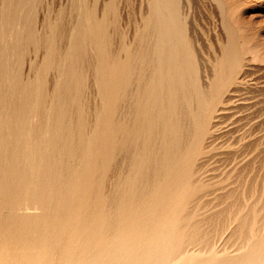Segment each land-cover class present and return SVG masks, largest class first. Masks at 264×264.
Listing matches in <instances>:
<instances>
[{"label":"rangeland","instance_id":"1","mask_svg":"<svg viewBox=\"0 0 264 264\" xmlns=\"http://www.w3.org/2000/svg\"><path fill=\"white\" fill-rule=\"evenodd\" d=\"M156 2L0 0V264H264V0Z\"/></svg>","mask_w":264,"mask_h":264},{"label":"bare ground","instance_id":"2","mask_svg":"<svg viewBox=\"0 0 264 264\" xmlns=\"http://www.w3.org/2000/svg\"><path fill=\"white\" fill-rule=\"evenodd\" d=\"M156 1H157V2H156ZM166 1H167V0H155V2H156L155 4H157V7L160 8L159 10H157V9H158L157 7L154 8V9H155V13H156L157 11H160L161 9L164 10V11H163V15H165V14H166V15H168V14L170 15V13L173 14V12H175V11H171L172 9L174 10V8H173V7H170V5H168V4L166 3ZM168 1L170 2V0H168ZM171 1H172V0H171ZM177 1H178V0H177ZM171 3H173V2H171ZM160 4H161V5H160ZM154 6H155V5H154ZM171 6H172V5H171ZM162 7H163V8H162ZM156 10H157V11H156ZM160 12L162 13V10H161ZM172 14H171V15H172ZM175 14L177 15L176 12H175ZM157 15H159V14H156V16H157ZM171 15H170V17H171ZM173 15H174V14H173ZM173 15H172V18H173ZM176 15H174V17H176ZM160 16H161V15H160ZM157 17H158V20H159L160 17H159V16H157ZM162 17H163V18H162ZM167 17H168V16H167ZM167 17L161 16V19H164V18H165L164 21H166ZM172 18L170 19L169 22L166 21L167 23L164 22L163 20H162V22H161V21H160L161 19H160L159 21L157 20V21L159 22L158 27H159V25L161 26L162 23H164V24H168V23H169L170 26H174V25H173L174 21H172V20H173V19L175 20V18H173V19H172ZM183 19H184V18H183ZM168 20H169V18H168ZM177 20H178V19H177ZM158 22H157V23H158ZM170 22H172V24H171ZM175 22H176V21H175ZM174 24H175V23H174ZM175 26H176V27H175ZM175 26H174V27H175L178 31H180V28L177 27V23H176ZM178 26H179V22H178ZM163 27H164V25H163ZM165 27H166V30H165L166 32H167V28H168V29L172 28V27L169 28V26H167V25H166ZM165 27H164L163 29H165ZM178 28H179V29H178ZM161 29H162V26H161ZM161 29H160V27H159V30H160V31H164V30H161ZM176 29H174V30H176ZM171 30H173V29H171ZM171 30H168V31H171ZM174 30H173V31H174ZM177 30H176V32H177ZM166 32H165V33H166ZM174 32H175V31H174ZM174 32L171 31L170 34H173ZM176 32H175V33H176ZM160 33H161V32H160ZM175 33H174V34H175ZM170 34H169V36H170ZM174 34L172 35V37H174ZM161 35H162V34H161ZM176 35H177V33H176ZM176 35H175V37H178V38H179V36H181L180 38H182V34L180 35V32L178 33L177 36H176ZM167 36H168V34H167ZM167 36H166V37H167ZM169 36H168L167 39H169V38L171 37V36H170V37H169ZM160 37H164L163 39L166 38L165 36H160ZM175 37H174V38H175ZM180 38L178 39V42H179L178 44L181 43V41H180L181 39H180ZM161 39H162V38H161ZM167 39H165V41H166ZM171 39H173V38H170V40H171ZM167 41H168V40H167ZM167 41H166V42H167ZM174 41H175V40H173V42H174ZM170 42H171V41H169V43H170ZM174 44H175V43H174ZM165 45H166V47H168L169 45H172V44L170 43L168 46H167V44H164V49H165ZM70 46H71V45H70ZM176 46H178V45L175 44L173 47H176ZM180 46H181V49H182L183 46H182V45H180ZM178 47H179V46H178ZM170 49H171V51L174 50V49H172L171 47H170L168 50H170ZM177 49H178V48H177ZM179 49H180V48H179ZM171 51H170L169 53H172ZM173 52H175V50H174ZM165 53H166V52H165ZM165 53H164V54H165ZM176 53H178V54L175 55ZM176 53L174 54V55H175L174 57H175V58H177V57L179 58L180 53L178 52V50L176 51ZM151 54H152V53H151ZM161 55H162V53H161ZM165 55H167V54H165ZM165 55L162 56V57H163V60L165 59ZM231 55H232V54H231ZM231 55H230V56H231ZM234 55H235V57L237 56V54H235V53H234ZM154 56H155V55H154ZM180 56H181V55H180ZM159 57H160V56H159ZM168 57H169V55H168ZM168 57L166 56V58H168ZM218 57H219V56H218ZM235 57L232 56L233 59H234ZM155 58H156V57H155ZM172 58H173V57H172ZM232 58L230 57V59H232ZM236 58H237V57H236ZM150 59H151V58H150ZM161 59H162V58H161ZM161 59H160V60H161ZM173 59H174V58H173ZM163 60L160 62V64H161L162 62H164L166 59H165L164 61H163ZM174 60H175V59H174ZM174 60H173V61H174ZM167 61H170V62H171L172 60H170V58H169ZM167 61H165L164 64H166ZM214 61H215V60H214ZM230 61H231V60H230ZM232 61H233V63H236V62H235L236 59H234V60H232ZM175 62H176V61H175ZM175 62H174V63H175ZM233 63H231V64H233ZM150 64H151V63H150ZM168 64H169V63H168ZM162 65H163V64H162ZM169 65H171V64H169ZM174 65H175V67H176V65L179 66V64H176V63H175ZM174 65H173V66H174ZM235 65H236V64H233L232 66L235 67ZM178 66H177L176 68H179ZM182 66H184V67H182ZM185 66H186L185 64H183V65L180 64V68H181V69H183V68L185 69ZM169 67H170V66H169ZM171 67H172V66H171ZM175 67H174V68H175ZM180 68H179V71L181 70ZM170 69H171V68H170ZM184 69H183V71H185ZM172 70H173V69H172ZM177 70H178V69H177ZM188 70H189V69H188ZM188 70H186L187 73H188ZM231 70H232V69H231ZM262 70H263V69H262ZM167 71H169V70H167ZM183 71H182V73H183ZM260 71H261V70H260ZM173 72H174V71H173ZM173 72H172V73H173ZM175 72H178V71H176V69H175ZM172 73H171V74H172ZM184 73H186V72H184ZM187 73H186V74H187ZM247 73H248V72H247ZM249 73H250V72H249ZM150 74H151V73H150ZM161 74H162V73H161ZM165 74H167V73H165ZM169 74H170V73H169ZM171 74H170V76H172L174 73H173L172 75H171ZM176 74L180 75V76H177V75H176L178 78L181 77V76H183V75L186 76L185 74L181 75V72H180V73H176ZM162 76H164V75H162ZM167 76H168L169 78H171L169 75H167ZM248 76H249V75H248ZM168 77H167V78H168ZM174 77H175V75L173 76V81H174ZM175 79H176V77H175ZM180 79H183V78H179V82H180ZM176 81H177V80H176ZM174 82H175V81H174ZM179 82H178V85H179ZM205 82H207V81H205ZM145 83H147V82H145ZM175 83H176V82H175ZM175 83H173V84H175ZM180 84H181V82H180ZM176 85H177V84H176ZM202 85H203V84H202ZM180 86H181V85H180ZM142 87H143V86H142ZM172 87H174V89L176 90L175 85H174V86L172 85ZM181 87H182V86H181ZM143 89H144V87H143ZM143 89H142V90H143ZM177 89H179V87H177ZM170 90H171V89H170ZM173 91H174V90H172V93L174 94ZM177 91H178V90H177ZM179 91H180V90H179ZM179 91H178V95H179ZM168 92H169V91H168ZM170 92H171V91H170ZM175 94H176V93H175ZM133 95H134V93H133ZM129 96H130V95H129ZM170 96H171V95H170ZM176 96H177V94H176ZM130 97H131V96H130ZM171 97H172V96H171ZM210 98H211V97H210ZM131 99H133V98H131ZM128 103H129V102H128ZM124 104H125V103H124ZM133 105H135V104H133ZM127 106H128V105H127ZM126 112H127V111H126ZM183 112H184V111H183ZM131 119H132V118H131ZM132 122H133V121H132ZM191 122H192V121H191ZM186 128H187V127H186ZM213 128H214V127H213ZM170 129H172V128H170ZM173 130H174V129H173ZM49 145H50V144H49ZM124 155H125V154H124ZM158 161H159V160H158ZM195 180H196V179H195ZM112 188H113V187H112ZM53 192H54V191H53ZM106 192H107V191H106ZM111 192H112V191H111ZM232 194H233V193H232ZM232 196H233V195H232ZM242 196H243V195H242ZM243 199H244V198H243ZM250 199H251V198H250ZM253 203H254V202H253ZM108 205H109V204H108ZM254 206H255V205H254ZM226 210H227V209H226ZM242 210H243V209H242ZM238 211H239V210H238ZM116 214H117V213H116ZM242 214H243V213H242ZM242 214H241V215H242ZM194 215H195V214H194ZM220 215H221V214H220ZM241 215H240V216H241ZM230 216H231V215H230ZM233 216H234V215H233ZM201 217H202V216H201ZM210 218H211V217H210ZM227 218H228V217H227ZM243 218H244V217H243ZM146 219H147V218H146ZM146 219H145V220H146ZM249 219H250V218H249ZM145 220H144V221H145ZM147 220L150 222L151 219H150V220L147 219ZM147 220H146L145 223H147ZM205 220H206V219H205ZM228 220H229V219H228ZM142 222H143V221H142ZM153 222H157V221H153ZM244 222H245V221H244ZM143 223H144V222H143ZM150 223H152V221H151ZM165 223H166V222H165ZM193 223H194V222H193ZM227 223H229V222H227ZM105 224H106V223H105ZM152 224H153V223H152ZM208 224H209V223H208ZM254 224H255V223H254ZM244 225H245V224H244ZM257 225H258V224H257ZM227 226H228V225H227ZM242 226H243V225H242ZM103 227H104V226H103ZM114 227L117 228L116 226H114ZM246 227H247V226H246ZM217 228H218V227H217ZM113 229H114V228H113ZM140 230H141V229H140ZM146 230H147V229H146ZM250 230H251V229H250ZM223 231H224V230H223ZM174 232H175V231H174ZM174 232H173V233L170 232V233L174 234ZM231 232H232V231H231ZM146 233H148V232H146ZM146 233H143L142 236L145 235ZM150 233H151V232H150ZM240 233H241V232H240ZM113 234H114V233H113ZM154 234H155V233H154ZM249 234H250V233H249ZM111 235H112V234H111ZM140 235H141V234H140ZM146 235H147V234H146ZM146 235H145V236H146ZM169 235H170V234H169ZM179 235H181V233H179L178 235L175 233V236H179ZM201 235H202V234H201ZM123 236H124V235H123ZM145 236H144V237H145ZM152 236H153V233H152ZM182 236H183V234H182ZM190 236H191V235H190ZM101 237H102V236H101ZM104 237H105V238H104ZM115 237H116V235H115ZM121 237H122V235H120V238H121ZM144 237L141 238V236H139V239H138V240L140 241V243H141L142 239H143L144 241H146V239H144ZM146 237H149V239L147 238V241H149L150 244H152V241H151V240L153 239L154 236L151 237V235H149V236H146ZM146 237H145V238H146ZM150 237H151L152 239H151ZM155 237L157 238L156 234H155ZM158 237H159L158 239H162V236H159V235H158ZM160 237H161V238H160ZM164 237H166L167 239L170 238V240H171V239L173 238V235H172V238L169 237V236H164ZM238 237H239V236H238ZM122 238H123V237H122ZM125 238H126V237H125ZM136 238H138V237H136ZM136 238H135V239H136ZM156 238H155V239H156ZM102 239H103V241H104V239H106V234H105V236L102 237ZM117 239L119 240V237H118ZM117 239H116V240L113 239V240H114L115 242H118V243H116V244L119 245V241H118ZM126 239H128V241H129V239H130L129 242H132V241L134 240V239L132 238L133 240L131 241V236H130V238H126ZM126 239H125V241H124V244H125V243L129 244V243L127 242ZM150 239H151V240H150ZM164 239H165V238H163V240H164ZM167 239H165V241H166L167 244H168L169 239H168V241H167ZM179 239L181 240L182 238L179 237ZM183 239H184V238H183ZM209 239H210V238H209ZM173 240H175L176 242L179 241V242H177V243H180V240H178V237L173 238ZM189 240H190V239H189ZM246 240H247V239H246ZM87 241H88V240H87ZM94 241H95V240H94ZM135 241H136V240H135ZM135 241H134V243H135ZM216 241H217V240H216ZM90 242H92V241H90ZM166 242H163V244L165 243V245H166ZM173 242H174V241H173ZM173 242L169 243L168 245L171 244V245H170V248H171L170 251H171V252L173 251V252L175 253L176 247H178V246H177V243H176L175 245H173ZM92 243H93V242H92ZM95 243H96V242H95ZM111 243H113V242H111ZM142 243H143V242H142ZM142 243H141V244H142ZM147 243H148V242H147ZM86 244H87V242H86ZM89 244H91V243H89ZM89 244H88L87 246H90ZM102 244H103V243H102ZM116 244L114 243L113 245H116ZM131 244H132V243H131ZM135 244H136V243H135ZM144 244H145V242L143 243V245H141V247H139L140 245H139V243H137V245H139V246H138L139 248H137V245H134V247L136 246L135 248L140 249V248H142L143 246L146 247ZM150 244H149V245H150ZM207 244H208V243H207ZM97 245H99V242L97 243ZM118 245H116V246H118ZM120 245H121V243H120ZM125 245H126V244H125ZM132 245H133V244H132ZM132 245L130 246L129 249H131V247H133ZM156 245L162 248L161 245H159V244H156ZM156 245H155V246H156ZM178 245H179V244H178ZM196 245H197V243H196ZM229 245H230V244H229ZM70 246H71V245H70ZM94 246H96V245H94ZM99 246H100V245H99ZM151 246H153V244L150 245L149 247H151ZM157 246H156V247H157ZM166 246H167V245H166ZM171 246H172V247H171ZM173 246H176V247H174L175 249L173 248ZM190 246H191V245H190ZM85 247H86V246H85ZM91 247H92V246H91ZM111 247H113V249L115 248V247L112 246V245H111ZM126 247H127V246H123V245H121V248H120V247H119V248H120V249H122V248L124 249V248H126ZM144 247H143V248H144ZM156 247H155V248H156ZM167 247H168V246H167ZM87 248H88V247H87ZM92 248H93V247H92ZM92 248L89 249V250H92ZM94 248H95V247H94ZM94 248H93V249H94ZM108 248H110V247H108ZM135 248H134V251H133V249H132L133 253L135 252ZM155 248H154V252H153V253H155ZM157 248H158V247H157ZM179 248H180V247H179ZM179 248H177V250H179ZM191 248H192V247H191ZM95 249H96V251L99 250V249H97V247H96ZM95 249H94V250H95ZM117 249H118V247L116 248V250H117ZM120 249H119L118 252H117L116 250H112V249H111L112 252L114 251L115 253H116V252L119 253V254H117V255H119V256H116L115 254L113 255L114 252L112 253L111 250H110V252L112 253L113 256L119 257V259H121V258H120V255H122L121 257H125V255H124L123 253H125V251H126L127 249H125V251H122L123 249H122V250H120ZM148 249H149V248L147 247V248L144 249V250H146L148 253H150L151 251L148 250ZM151 249H152V248H151ZM158 249H160V248H158ZM168 249H169V247L167 248V250H168ZM172 249H174V250H172ZM180 249H182V248H180ZM224 249H225V248H224ZM242 249H243V248H242ZM85 250H86V249H85ZM142 250H143V249H141L140 251H142ZM160 250L162 251V249H160ZM107 251H108V250H107ZM127 251H128V250H127ZM127 251H126V252H127ZM136 251H137V250H136ZM149 251H150V252H149ZM152 251H153V250H152ZM158 251H159V250H156L157 253H158ZM170 251L168 250V252H170ZM180 251H182L183 253L180 252ZM180 251H179V252H180V255H181V256H182V254H183L184 256H186V253L188 254V252H186V251H185V253H184L183 250H180ZM202 251H203V250H202ZM202 251H201V252H202ZM216 251H217V250H216ZM237 251H238V250H237ZM65 252H66V251H65ZM88 252H89V251H88ZM101 252H102V251H101ZM108 252H109V251H108ZM120 252H123V253H120ZM142 252H143V251H142ZM142 252H141V255H140V256H139V253H138V252H137L138 254H136V252H135L134 254H136V256H137L138 258L141 259ZM147 252H146V254H147ZM164 252H165V251H164ZM168 252L166 251V252H165L166 254L164 253V254L162 255L163 258H164V260H165L166 257H167V256H164V255H167ZM171 252H170V253H171ZM201 252H200V253H201ZM96 253H97V252H96ZM127 253H130V252H127ZM131 253H132V252H131ZM157 253H156V254H157ZM176 253H177V252H176ZM194 253H196V252H195V251L192 252L193 255H194ZM198 253H199V252H198ZM203 253H204V251H203ZM63 254H64V252H63ZM107 254H108V253H107ZM134 254H133V255H134ZM144 254H145V252H144ZM146 254H145V256H146ZM150 254H151V253H150ZM156 254H155L154 257L157 256ZM160 254H162V253L160 252ZM160 254H158V256H159L158 259H161V258H162V256H161V258H160ZM177 254H178V253H177ZM259 254H260V253H259ZM102 255H103V254H102ZM104 255H105V253H104ZM108 255H109V254H108ZM112 255H111V256H112ZM129 255H132V254H129ZM147 255H148L149 257H151L149 254H147ZM153 255H154V254H152V257H153ZM168 255H169V254H168ZM172 255H173V254H172ZM172 255H171V257H172ZM190 255H191V253H189V255H187V256H190ZM199 255H201V254H199ZM202 255H203V254H202ZM211 255L214 256L213 254H210V258H209L210 261L208 260V258H205V259H207L208 262H212V261H213V260L211 259ZM237 255H238V253H237ZM99 256H100V255H99ZM99 256L97 255V257H99ZM136 256H135V255L133 256V257H135V260L137 259ZM148 256H147V257H148ZM173 256H174V255H173ZM177 256H179V255H177ZM177 256H175V257H177ZM181 256H179V257L182 258ZM187 256H186V258H188ZM197 256H198V255H197ZM241 256H242V255H241ZM61 257H62V256H61ZM64 257H65V256H64ZM93 257H94V256H93ZM97 257H96V258H97ZM105 257H106V255H105ZM129 257H131V256H128V254H127V257H125V258H126V259L128 258V261H129ZM133 257H132V258H133ZM143 257H144V255H143ZM149 257H148V258H149ZM204 257H205V256H204ZM238 257H240V254L238 255ZM59 258H60V257H59ZM74 258H75V257H74ZM84 258H85V257H84ZM84 258H82V259H84ZM109 258L112 259V257H109ZM113 258H114V257H113ZM125 258L123 259L124 261H125ZM156 258H157V257H156ZM167 258L170 259V256H168ZM191 258H193V257L191 256ZM196 258H197V257L195 256V259H196ZM60 259H61V258H60ZM62 259H63V258H62ZM62 259H61V260H62ZM65 259L68 260V257L65 258ZM65 259H64V261H67V260H65ZM80 259H81V258H80ZM98 259L102 262V260H103L104 258H103V257H102V258L99 257V258H97L96 260H98ZM101 259H102V260H101ZM119 259H116V260H119ZM146 259H147V258H146ZM173 259H174V258L172 257L171 261H172ZM188 259H190V257H189ZM188 259L183 258V261H184V262H182L181 259H180V260H181L182 263L185 264V263H188V262L186 261V260H188ZM195 259H194V260H195ZM197 259H199V258H197ZM197 259L195 260V262H196L195 264L201 262V261H198ZM215 259H216V258H215ZM234 259H235V258H234ZM61 260H60V261H61ZM99 260H98V261H99ZM135 260H134V258H133V261H135ZM137 260L139 261V259H137ZM137 260H136V261H137ZM142 260H143V259H142ZM152 260H153V258L150 259V260L147 259V261L145 260V262L143 261L142 263H143V264H147L146 262H148V264H152V263H153ZM154 260H155V261H158L157 264L159 263V260H157V259H154ZM164 260H162V261H163L162 263L164 264V262H165V263L167 264V261H164ZM166 260H167V259H166ZM175 260H177V259L175 258ZM199 260H201V259H199ZM211 260H212V261H211ZM231 260H232V258H231ZM243 260H244V259H243ZM243 260H241L242 263L239 262V264H248L247 262L244 263ZM60 261H58V263H59ZM87 261H88V260H87ZM98 261H97V262H98ZM104 261H105V260H104ZM112 261H113V259H112ZM121 261H122V260H121ZM131 261H132V260H130L129 262H131ZM149 261H151V262H149ZM155 261H154V262H155ZM190 261H191V259H190ZM190 261H189V263H191L193 260H192L191 262H190ZM203 261H204V260H203ZM207 261L205 260V263H204V264H210V263H206ZM220 261H221V260H220ZM76 262H77V261H76ZM105 262L108 263V262H109V259H108V261H105ZM115 262H116V261H115ZM125 262H126V261H125ZM140 262H141V261H140ZM172 262H173V261H172ZM172 262H170V260H169V261H168V264H169V263L172 264ZM179 262H180V261H179ZM181 262H180V263H181ZM248 262H249V260H248ZM58 263H57V264H58ZM63 263H64V262H63ZM83 263H84V261H83ZM89 263H90V262L88 261V264H89ZM119 263H120V262H119ZM119 263H118V264H119ZM126 263H127V262H126ZM135 263H137V262H135ZM160 263H161V262H160ZM160 263H159V264H160ZM175 263H176V261L173 262V264H175ZM189 263H188V264H189ZM192 263H193V262H192ZM227 263H228V262H227ZM229 263L231 264L230 261H229ZM229 263H228V264H229ZM253 263H254V262H253ZM59 264H60V263H59ZM64 264H65V263H64ZM77 264H78V263H77ZM86 264H87V262H86ZM91 264H93V263L91 262ZM108 264H109V263H108ZM122 264H125V263H122ZM128 264H129V263H128ZM131 264H134V262L131 263ZM137 264H139V263H137ZM154 264H155V263H154ZM176 264H177V263H176ZM193 264H194V263H193ZM200 264H203V263H200ZM232 264H234V263H232ZM237 264H238V263H237ZM254 264H257V263H254ZM259 264H262L261 261H260Z\"/></svg>","mask_w":264,"mask_h":264}]
</instances>
